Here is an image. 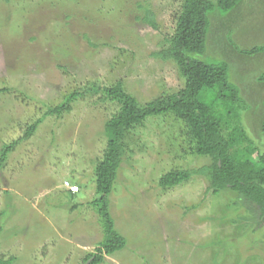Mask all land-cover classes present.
Segmentation results:
<instances>
[{"label":"rangeland","instance_id":"rangeland-1","mask_svg":"<svg viewBox=\"0 0 264 264\" xmlns=\"http://www.w3.org/2000/svg\"><path fill=\"white\" fill-rule=\"evenodd\" d=\"M181 6L182 0H0V150L45 117L0 167V259L85 264L102 243L95 168L117 105L98 102L101 88L122 81L144 105L183 86L177 65L153 55L169 46L165 37ZM148 9L154 24L144 21ZM245 31L246 45L261 43ZM93 87L62 116H46L70 93ZM252 117L245 112L244 124L264 152ZM187 131L173 114L126 131L110 213L127 242L100 264H264L257 206L229 189L207 190L202 175L159 185L168 172L210 162ZM64 180L80 191L63 189Z\"/></svg>","mask_w":264,"mask_h":264},{"label":"trees","instance_id":"trees-1","mask_svg":"<svg viewBox=\"0 0 264 264\" xmlns=\"http://www.w3.org/2000/svg\"><path fill=\"white\" fill-rule=\"evenodd\" d=\"M143 18L154 24L149 9ZM249 28L261 43L246 45L250 36L245 30ZM263 33L264 0H182L176 28L165 37L169 46L153 55L177 65L183 86L144 105L126 92L122 81L101 88L103 96L98 102L111 101L117 109L105 123L107 144L95 168L100 196L94 204L101 215L105 236L96 251L84 258L85 264L90 259L89 264H100L105 255L126 245V238L115 229L110 195L126 153V131L152 116L173 114L182 120L196 153L210 160L202 166L164 174L159 182L161 187H175L202 175L209 183L207 190L218 194L229 189L246 204L257 206L254 216L264 224V152L244 124V114L250 112L253 129L264 134ZM92 89L96 87L70 93L65 101L49 107L46 116H62L70 110L71 102ZM44 118L37 119L24 135L4 144L0 167ZM13 260L0 259V263L13 264Z\"/></svg>","mask_w":264,"mask_h":264},{"label":"built area","instance_id":"built-area-1","mask_svg":"<svg viewBox=\"0 0 264 264\" xmlns=\"http://www.w3.org/2000/svg\"><path fill=\"white\" fill-rule=\"evenodd\" d=\"M62 187L63 189L69 191L72 194H76L80 191V186L77 184H74L70 180H64Z\"/></svg>","mask_w":264,"mask_h":264},{"label":"water","instance_id":"water-1","mask_svg":"<svg viewBox=\"0 0 264 264\" xmlns=\"http://www.w3.org/2000/svg\"><path fill=\"white\" fill-rule=\"evenodd\" d=\"M91 262V260H89L88 262H87V264H89Z\"/></svg>","mask_w":264,"mask_h":264}]
</instances>
